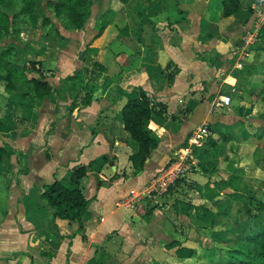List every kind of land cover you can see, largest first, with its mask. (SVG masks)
Listing matches in <instances>:
<instances>
[{
  "label": "crops",
  "instance_id": "crops-1",
  "mask_svg": "<svg viewBox=\"0 0 264 264\" xmlns=\"http://www.w3.org/2000/svg\"><path fill=\"white\" fill-rule=\"evenodd\" d=\"M222 1L181 0L177 4L175 0L173 4L177 5V13L184 11L175 17L162 8L156 24L160 37L158 48L153 43H147L148 47H145L146 44L139 42L143 25L140 21L137 29L130 34L134 39L131 44L121 35L112 42L113 56L118 55L116 70L107 65L108 49L102 47L97 59L109 68L106 70L108 76L87 107L68 110L71 103L68 101L67 82L63 86L55 84L60 98L55 93V99L41 101L21 84L13 92L7 93L3 90L5 88L0 90V118L8 133L2 136L17 152L29 154L19 159L16 155L20 153L16 152L15 156L5 158L0 165L7 181H13L0 190V215L3 217L0 219V245L5 252L9 249L7 246H16L12 247L13 251H29L34 256L35 249L30 247L45 239L46 250L53 255V264H88L93 257L96 260L90 264H111L114 255L110 250L119 243L117 254L121 262L114 264H131V256L134 258L132 264L135 261L143 264L149 259L158 264L156 256L162 254L160 235L169 236L165 231L159 233L163 224L161 209L157 208L158 204L152 205L153 216L149 219L144 211V206H148L146 199L140 197L144 205L137 204L140 212L131 202L140 194L149 195L151 179L173 161L174 152L186 150L184 146L188 144L186 141L189 136L191 138L193 129L203 125L208 127L209 120L214 121L218 117L214 111H205L208 104L201 99L214 92L212 88L205 89L204 83L213 82L215 67L200 59L193 45L197 47L206 35L217 36L234 31L245 0H241L242 10L227 17L222 14ZM117 9L113 8L108 15L99 14L101 28L104 27L101 24L103 20L117 23L120 12ZM245 14L247 16L249 12L245 10ZM95 22L94 29L98 24L97 18ZM88 42L85 41L86 44ZM76 47L71 45L72 49L57 51L46 38H38L37 41L32 39L28 55L32 61L42 63L45 70L60 69H55L47 77L54 85L52 82L59 80L61 74L68 75L72 70V57L76 51L73 49ZM149 48L150 52L158 51L154 59L144 56L143 51ZM170 61L179 68L172 83L174 88L171 94L153 101L156 110L163 111L153 115L149 127L159 145L146 161L144 170L133 174L129 157L138 151L139 146L121 120L120 112L127 96L120 98L119 95L138 85L157 92L167 90L169 84L164 77V69ZM27 74L32 76L35 72ZM185 83L191 85L185 89ZM119 90L121 93L116 97L115 92ZM160 103L166 108L163 109ZM185 105L190 111L183 114L179 109ZM233 118V115H225L223 120L232 122ZM212 128H215L214 125ZM194 137L191 140L194 146H204L203 138L196 144ZM78 166L86 167L80 187L91 199L84 232L77 231V222L55 220L52 209L41 197L45 184L56 178L69 179L71 171ZM195 206L194 209H203L201 205ZM53 223L59 227V236L56 230L51 229L50 224ZM178 241L186 245L185 241ZM126 253L131 254L127 256Z\"/></svg>",
  "mask_w": 264,
  "mask_h": 264
},
{
  "label": "rangeland",
  "instance_id": "rangeland-1",
  "mask_svg": "<svg viewBox=\"0 0 264 264\" xmlns=\"http://www.w3.org/2000/svg\"><path fill=\"white\" fill-rule=\"evenodd\" d=\"M47 1L38 2L35 9L39 15L38 22L21 23V31L0 43V49L13 43L18 45L19 49L22 48V60H31L28 53L32 39L37 41L38 38H46L57 51H66L72 49L71 45H77V49H73L76 51L72 57V70L68 75L61 74L59 80L52 82L53 88L56 89L55 84H69L66 89L70 93V111L77 110L76 106H72L73 102L81 103L95 82L99 83V87L94 90L93 99L96 91L104 86L108 76L105 69L109 68L97 59L102 47L108 49L107 65L116 70L118 55L113 56L112 53L114 40L121 35L123 40L131 44L134 39L130 34L142 21V38L139 42L146 44L145 47H148L147 43H153L158 48L160 37L156 24L159 22L162 8L174 17L181 15L177 13V5L173 4L175 0H93V10L87 25L84 28H76L66 17L56 16L54 11L47 7ZM255 3L257 0H245L244 10L240 19H236L238 23L234 24V31L217 36L206 35L196 47L202 54V58L198 57L215 67L213 82L204 83L205 89L212 88L214 92L201 99H205L208 104L205 111H214L218 117L214 121L209 120L208 134L200 138L205 141L204 146L193 145L191 140L195 131H198L197 128L193 129L191 138H187L188 144L185 143L186 150L174 152L171 158L173 161L182 160L179 159L182 155L184 163L190 167L180 176L182 179L164 194H140L131 202L135 209L139 203L144 206L143 199H140L142 197L148 203L146 208L144 206L145 212L155 204L161 209L163 224L159 233L165 231L169 236L160 235L162 254L160 257L156 256L159 258L158 264H227L230 250L238 246V235H244L240 228L246 223L255 225L258 221L264 222V209L260 207L264 203V136L261 135L264 132V12L261 14L263 17L257 20L253 12ZM113 8L120 11L117 23L103 20L101 24L104 27L101 28L100 25L101 27L95 30L93 26L95 27L97 15H108ZM245 10L250 16H246ZM46 18L49 20L46 21ZM87 40L88 44L85 43ZM150 51V48L144 50V56L154 59L158 51ZM81 53L84 54L82 59ZM135 54H138L136 50ZM56 55L60 57L57 52ZM36 63L46 77H50L53 71L60 70H45L42 63ZM175 70L174 63H171L169 69H164V72L170 73L172 77L169 85L174 82L177 74ZM29 73L32 75V72ZM69 75L74 76L68 78ZM164 77L166 78L165 74ZM5 85L4 81H0V90L5 88ZM3 90L9 93L6 89ZM58 90L59 88L50 98L56 97L55 93L60 98ZM119 93L121 90L115 92L116 97ZM222 94L232 96L230 107L216 104V99ZM164 108L166 105L163 104ZM179 111L184 114L190 111V108L185 105ZM225 115H233L232 122L224 121ZM212 125L215 128H212ZM2 135L8 133H0V144L9 143ZM18 152L20 154H17ZM18 152L14 156L19 159L29 155ZM195 205H201L200 207L206 208L207 211L204 213L202 208L194 209ZM137 211L140 212V209ZM152 216L153 214L147 217L151 219ZM1 218L3 217L0 215ZM50 226L57 234L60 232L59 227H55L56 223ZM77 231L80 232L78 229ZM70 236L73 237V234ZM172 239L185 241L187 246L194 248V253L190 257H178L175 248L166 247V243ZM46 243L45 239L39 240L37 246L30 247L35 249L34 256L29 251H13L12 247L16 246H7L9 249L5 252L0 245V264H53V255L46 250ZM119 249L118 243L110 250L115 259L111 264L121 262L117 254ZM163 251L166 253L163 254ZM130 254L126 253L127 256ZM94 258L96 257H93L90 263L96 260ZM130 258L132 264L134 258ZM134 263L142 264L136 261ZM143 264H153L152 259Z\"/></svg>",
  "mask_w": 264,
  "mask_h": 264
},
{
  "label": "trees",
  "instance_id": "trees-1",
  "mask_svg": "<svg viewBox=\"0 0 264 264\" xmlns=\"http://www.w3.org/2000/svg\"><path fill=\"white\" fill-rule=\"evenodd\" d=\"M123 1L126 2L128 0ZM180 1L177 0V4ZM38 2L39 0H0V43L18 34L21 31V23H27L28 21L32 23L38 22L39 15L35 12ZM93 3V0H48L47 7L51 8L56 16H64L69 19L76 28H84L91 17ZM222 8V14L225 17L236 14L242 8L241 0H223ZM180 12L184 13L181 10ZM100 19L101 15H97L98 24L96 28L100 25ZM45 20L48 21L49 19L46 18ZM17 46L11 43L0 49V81L5 82V89L8 92H13L20 83L37 100L41 101L52 97L53 92L57 89L53 88L49 83L44 71L37 67L36 62L22 60L23 50ZM193 46L196 48L195 45ZM196 54L199 57L202 56L197 50ZM171 63L173 62H168L165 68L169 69ZM178 71L179 68L176 66L175 72L178 73ZM27 72H35V74L29 76ZM164 74L168 83H171V74L165 72ZM72 76L74 75H69L68 78ZM190 85L185 83V89ZM96 87H99V83L95 82L81 103L73 102L72 106H76L78 109L89 106L92 103L93 92ZM173 88L171 84L167 90L157 92L147 90L142 85H138L129 91H123L119 95L120 98L127 96V101L120 112L121 120L125 129L130 133L131 138L139 146L138 151L129 157L134 169L133 174H138L144 170L146 161L159 145L158 141L152 136L149 127L153 115L161 114L163 110L159 109L157 111L153 101L164 95L171 94ZM160 106L163 107L162 105ZM6 131L7 127L0 118V133ZM261 135L264 136V132ZM16 152L17 150L10 143L0 145V165L5 158H10ZM85 174L86 167L78 166L71 171L69 179L65 177L63 179L56 178L53 182L45 184L41 193V197L52 209L54 219L60 218L70 222H77L80 232L85 231V222L88 218L91 203V199L85 196L80 187L81 179ZM181 179V177L178 178L175 183ZM7 185L8 181L0 168V190L6 188ZM260 207L264 209V203ZM153 209L154 207H151L147 210L146 216L151 214ZM203 211L205 213L207 209L203 208ZM240 229L244 235H238V246L230 250V259L227 264H264V222L258 221L255 225L246 223ZM166 247H177L175 253L178 257H190L195 251L194 248L183 245L178 240L170 242Z\"/></svg>",
  "mask_w": 264,
  "mask_h": 264
},
{
  "label": "built area",
  "instance_id": "built-area-1",
  "mask_svg": "<svg viewBox=\"0 0 264 264\" xmlns=\"http://www.w3.org/2000/svg\"><path fill=\"white\" fill-rule=\"evenodd\" d=\"M254 7L255 9L253 10V12H255V18L257 20L258 18L261 19V17H263V15L261 16V14H263L264 12V0H257V3H255ZM215 102L218 106L230 107L232 96L226 94L219 95ZM206 134H208V127L206 125H203L198 129V131L195 132L193 141L198 144L199 139ZM179 159L182 160L172 161L167 167H165L161 172L156 174L151 179L148 194H164L168 192L175 181L182 174L186 173V171L190 167L186 163H184V156L181 155ZM137 210H139V207H137Z\"/></svg>",
  "mask_w": 264,
  "mask_h": 264
},
{
  "label": "water",
  "instance_id": "water-1",
  "mask_svg": "<svg viewBox=\"0 0 264 264\" xmlns=\"http://www.w3.org/2000/svg\"><path fill=\"white\" fill-rule=\"evenodd\" d=\"M83 56H84V54H83V53H81V54H80V58L82 59V58H83Z\"/></svg>",
  "mask_w": 264,
  "mask_h": 264
}]
</instances>
